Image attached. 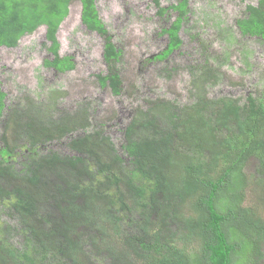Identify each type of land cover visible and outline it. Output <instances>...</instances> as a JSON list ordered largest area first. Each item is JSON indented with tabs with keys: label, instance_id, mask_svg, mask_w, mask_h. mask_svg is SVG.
I'll return each mask as SVG.
<instances>
[{
	"label": "trees",
	"instance_id": "trees-1",
	"mask_svg": "<svg viewBox=\"0 0 264 264\" xmlns=\"http://www.w3.org/2000/svg\"><path fill=\"white\" fill-rule=\"evenodd\" d=\"M73 1L0 0V49L46 27L53 60L44 65L74 71L57 40ZM79 1L83 24L106 37L99 84L120 96L123 51L107 36L96 0ZM189 3L162 9L156 1L158 14L178 16L152 60L181 48ZM235 24L243 37L264 41V0ZM225 39L227 49L237 43ZM211 60L219 66L199 71L192 104L143 98L119 149L102 126L87 117L77 126L66 110L48 112L43 103L17 105L8 122L0 83V264H264V217L245 206L253 190L264 202V93L211 98L207 89L231 64L228 54ZM251 160L259 166L246 174Z\"/></svg>",
	"mask_w": 264,
	"mask_h": 264
},
{
	"label": "rangeland",
	"instance_id": "rangeland-1",
	"mask_svg": "<svg viewBox=\"0 0 264 264\" xmlns=\"http://www.w3.org/2000/svg\"><path fill=\"white\" fill-rule=\"evenodd\" d=\"M156 1L162 9L177 3V0H96L107 36L123 51L117 63L123 79L120 96L99 84L97 77L106 75L108 69L104 59L106 37L83 24L79 0L71 3L57 33L59 55L73 57L74 71L58 74L44 65L46 60H53L46 27L23 37L14 49L1 48L0 83L7 94L5 119L9 122L17 114V105L31 110L30 106L43 103L48 112L54 107L63 108L77 126L84 123L82 117H87L92 126H102L101 130L119 149L124 143L123 131L135 113L139 116L143 98L159 97L181 106L192 104L191 88L195 87L202 68H218L219 64L211 58L223 62L225 54L230 56L231 64L221 67L223 80L216 87L209 86V96L245 98L250 94L257 96L255 91L264 93V41L243 37L235 24L245 17L248 5L256 7L261 0H190L188 19L180 31L183 44L164 61L152 57L167 48L168 36L162 35V30L173 23L178 13L170 10L165 15L158 14ZM225 38L236 39L237 43L227 49ZM244 58L248 59L247 66ZM3 126L2 121L0 138ZM258 166L257 161L251 160L246 174L254 173ZM262 194L255 190L248 192L245 206L257 209L264 217ZM12 241L22 245L16 237Z\"/></svg>",
	"mask_w": 264,
	"mask_h": 264
}]
</instances>
